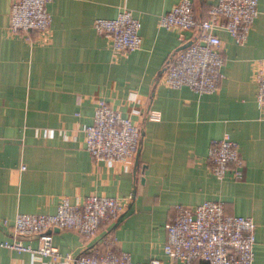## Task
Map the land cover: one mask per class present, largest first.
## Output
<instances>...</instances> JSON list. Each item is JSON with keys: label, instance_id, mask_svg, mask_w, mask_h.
Returning a JSON list of instances; mask_svg holds the SVG:
<instances>
[{"label": "crops", "instance_id": "0c3cea01", "mask_svg": "<svg viewBox=\"0 0 264 264\" xmlns=\"http://www.w3.org/2000/svg\"><path fill=\"white\" fill-rule=\"evenodd\" d=\"M176 1L48 0L49 35L30 42L7 30L12 0H0V239L11 237L18 211L52 212L62 195L74 202L104 193L123 197L118 220L101 223L91 240L75 229L54 228L60 251L76 253L109 232L112 247L131 259L157 257L168 264L165 221L174 204L212 198L228 212L251 215L253 264H264V106L256 102L253 77L264 57V0H257L259 12L245 40L214 29L224 76L210 92L162 80L179 45L196 35L186 29L181 39L176 27L159 24ZM215 1L193 0L195 15L206 16ZM121 6L140 20L141 41L115 53L92 21L114 16ZM98 97L139 127L137 150L127 161L94 160L85 147L84 125ZM152 108L160 110L158 118L149 116ZM224 131L243 157L238 179L219 178L208 167V143ZM0 264L60 263L0 245Z\"/></svg>", "mask_w": 264, "mask_h": 264}, {"label": "built area", "instance_id": "2783aa9c", "mask_svg": "<svg viewBox=\"0 0 264 264\" xmlns=\"http://www.w3.org/2000/svg\"><path fill=\"white\" fill-rule=\"evenodd\" d=\"M47 1L12 0L7 30L21 33L30 42L47 38L51 20ZM257 12V0H216L207 8L206 16L198 17L193 0H177L159 15V24L176 27L181 39L186 29H193L196 35L167 61L162 80L169 86L187 85L197 92L215 90L224 76L225 55L214 29L222 27L236 41H243ZM92 24L97 32L109 37L115 53L131 51L140 44V20L126 6L114 16L95 17ZM253 77L257 82L256 102L264 106V57L257 59ZM148 114L158 118L160 110L152 108ZM84 132L91 157L109 163L131 158L140 138L139 127L131 117L121 114L103 97L96 99ZM206 156L210 171L217 177H242L243 157L228 131L210 139ZM123 200L91 192L71 202L62 195L52 212L18 211L11 237L0 239V245L47 256L60 264H161L157 257L133 260L128 251L114 249L115 237L109 232L76 253L62 252L53 243L54 228L75 229L91 240L101 223L118 220ZM254 227L251 215L226 211L220 199L206 198L194 205L176 202L173 214L165 221L163 251L168 264H253ZM23 237L36 238L37 242L31 244Z\"/></svg>", "mask_w": 264, "mask_h": 264}, {"label": "water", "instance_id": "95a60500", "mask_svg": "<svg viewBox=\"0 0 264 264\" xmlns=\"http://www.w3.org/2000/svg\"><path fill=\"white\" fill-rule=\"evenodd\" d=\"M190 40H191V39H189L187 42H184V43H182L181 45H179V48H182L183 46H185L187 43L190 42Z\"/></svg>", "mask_w": 264, "mask_h": 264}]
</instances>
